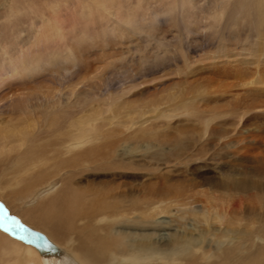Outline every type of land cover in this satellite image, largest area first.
Segmentation results:
<instances>
[{"label": "bare ground", "instance_id": "bare-ground-1", "mask_svg": "<svg viewBox=\"0 0 264 264\" xmlns=\"http://www.w3.org/2000/svg\"><path fill=\"white\" fill-rule=\"evenodd\" d=\"M251 4L263 23L264 0ZM124 5L119 0H0V202L10 207V218L17 216L6 222L10 232L3 230V219L0 224V264H264V246L255 242L264 238V211L258 214L254 203L245 209L249 201L264 199V190L250 191L235 181L234 173L222 172L223 182L210 184V194L180 185H166L161 195L153 192L157 187L151 194L131 192L121 179L139 166L117 152L137 123L119 121L120 137L106 140L96 136V119L82 122L80 107L66 109L70 94L43 87L70 72L63 62L73 55L72 42L95 37L96 8L108 18ZM216 7L224 10V2ZM124 22L132 24L131 18ZM254 84L264 89L262 79L249 85ZM101 172L113 181L96 187L85 180ZM183 213L214 215L227 229L242 221L261 225L226 246L203 248L192 238H168L158 230L181 220ZM196 225L183 226L193 233ZM148 226L154 229L151 234L142 232Z\"/></svg>", "mask_w": 264, "mask_h": 264}, {"label": "rangeland", "instance_id": "rangeland-1", "mask_svg": "<svg viewBox=\"0 0 264 264\" xmlns=\"http://www.w3.org/2000/svg\"><path fill=\"white\" fill-rule=\"evenodd\" d=\"M119 1L125 4L119 8L125 17L112 13L107 18L96 8L95 37L72 42L73 55L63 62L70 72L60 73V79L43 87L70 94L66 109L80 107L82 122L96 119V136L106 140L120 137L119 121L137 123L126 132L130 139L117 152L139 166L138 173L121 179L131 192L145 189L161 195L180 185L210 194V184L223 182L222 172L234 173L235 181L250 191L264 190V89L249 85L264 81V22L258 20V9L251 0H178L176 6L173 0ZM223 2L224 10L216 7ZM128 15L132 24L124 22ZM234 132L238 136L231 140ZM137 174L140 177L134 178ZM85 178L96 187L114 179L102 172ZM259 199L246 203L245 209L256 204L257 213H262L264 199ZM0 209L11 215L4 202ZM3 215L0 211L1 220ZM180 217L182 221L158 230L168 238H192L203 248L226 246L261 225L259 220L242 221V226L227 229L214 215ZM185 222L197 224V231H185ZM152 229L148 226L142 232L151 234ZM255 242L264 246L263 237Z\"/></svg>", "mask_w": 264, "mask_h": 264}, {"label": "snow or ice", "instance_id": "snow-or-ice-1", "mask_svg": "<svg viewBox=\"0 0 264 264\" xmlns=\"http://www.w3.org/2000/svg\"><path fill=\"white\" fill-rule=\"evenodd\" d=\"M0 211H3V213H4V215H3V220L5 221V226H4V228H3V230L5 231V232H10V229H9V227L7 226V221L9 220V219H13L14 220V218H10V217H8V215H7V210L6 209H0ZM19 239H25V237L24 236H20L19 237Z\"/></svg>", "mask_w": 264, "mask_h": 264}, {"label": "water", "instance_id": "water-1", "mask_svg": "<svg viewBox=\"0 0 264 264\" xmlns=\"http://www.w3.org/2000/svg\"><path fill=\"white\" fill-rule=\"evenodd\" d=\"M2 223V220L0 219V224Z\"/></svg>", "mask_w": 264, "mask_h": 264}]
</instances>
